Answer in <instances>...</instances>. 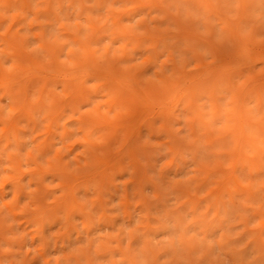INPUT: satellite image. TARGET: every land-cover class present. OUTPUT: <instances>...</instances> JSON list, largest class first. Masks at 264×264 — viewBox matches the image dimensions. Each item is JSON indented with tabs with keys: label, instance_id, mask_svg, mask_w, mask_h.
Listing matches in <instances>:
<instances>
[{
	"label": "clouds",
	"instance_id": "obj_1",
	"mask_svg": "<svg viewBox=\"0 0 264 264\" xmlns=\"http://www.w3.org/2000/svg\"><path fill=\"white\" fill-rule=\"evenodd\" d=\"M245 253H264V0H0V264Z\"/></svg>",
	"mask_w": 264,
	"mask_h": 264
},
{
	"label": "rangeland",
	"instance_id": "obj_2",
	"mask_svg": "<svg viewBox=\"0 0 264 264\" xmlns=\"http://www.w3.org/2000/svg\"><path fill=\"white\" fill-rule=\"evenodd\" d=\"M150 207L152 209H154L155 211L159 212V211H162L164 208L167 207V201H166V198L161 195L160 199L157 200V201H154L150 204ZM261 250L259 248L257 249H254L253 252L251 254H255L256 252H260ZM248 255V253H245V254H240V255H236V256H233L232 259H233V264H243V261L244 259L246 258V256ZM256 264H264V253H262L257 261H256Z\"/></svg>",
	"mask_w": 264,
	"mask_h": 264
}]
</instances>
